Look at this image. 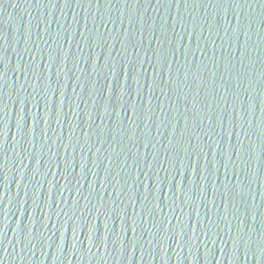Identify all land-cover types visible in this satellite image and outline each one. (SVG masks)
<instances>
[{"label":"water","instance_id":"1","mask_svg":"<svg viewBox=\"0 0 264 264\" xmlns=\"http://www.w3.org/2000/svg\"><path fill=\"white\" fill-rule=\"evenodd\" d=\"M0 264H264V0H0Z\"/></svg>","mask_w":264,"mask_h":264}]
</instances>
